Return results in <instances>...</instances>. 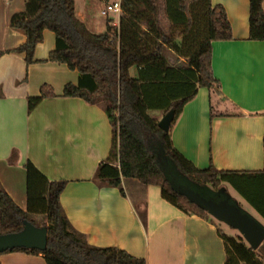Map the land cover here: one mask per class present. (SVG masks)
I'll list each match as a JSON object with an SVG mask.
<instances>
[{
    "label": "crops",
    "instance_id": "crops-1",
    "mask_svg": "<svg viewBox=\"0 0 264 264\" xmlns=\"http://www.w3.org/2000/svg\"><path fill=\"white\" fill-rule=\"evenodd\" d=\"M211 2L224 7L232 39L212 42L211 66L218 83L214 90L198 88L183 106L169 129L172 144L197 168L212 164L219 170H261L264 41L248 39L249 0ZM101 6L100 0H74V15L101 33L106 25ZM24 8L25 0H0V50L5 51L0 56V187L26 209L24 163L30 160L49 180L67 181L60 195L62 210L89 244L123 249L146 264H223L224 244L214 221L181 211L161 196L158 185L123 178L121 193L94 180L101 161L119 163L117 132L102 104L62 95L64 85L76 83L79 74L47 60L55 47L52 31H44L35 62L27 64L22 53L12 51L26 37L9 20ZM111 19L118 26L119 17ZM159 19L164 28L165 16ZM44 83L55 96L43 98L29 111L27 98L39 95ZM35 217L43 225L44 219ZM0 263L45 260L41 254L3 251Z\"/></svg>",
    "mask_w": 264,
    "mask_h": 264
},
{
    "label": "trees",
    "instance_id": "trees-1",
    "mask_svg": "<svg viewBox=\"0 0 264 264\" xmlns=\"http://www.w3.org/2000/svg\"><path fill=\"white\" fill-rule=\"evenodd\" d=\"M263 1L249 0V40L264 41ZM120 4L118 26L105 17L101 33L75 17L74 0H25L24 10L9 20L10 27L26 37L12 51L22 53L27 64L33 63L44 31H52L55 47L47 60L65 64L79 74L76 83L64 85L62 95L104 106L117 132L119 163L101 161L94 180L102 186L118 187L121 193L123 178L158 185L161 196L181 211L212 220L170 180L165 164L169 160L198 184L214 188L229 184L264 219V167L256 171L219 170L212 164L197 168L173 146L170 130H161L158 116L151 113L163 115L173 109L171 127L198 88L215 89L218 81L211 66L212 42L232 39L224 7L211 0H120ZM161 10L167 29L160 24ZM4 52L0 50V56ZM52 96L51 85L42 84L39 95L27 98L28 110ZM24 168L27 208H20L0 187V234L21 230L23 220L40 225L33 217L41 215L47 226V246L43 251L24 247L6 251L41 254L45 264H146L144 258L123 249L89 244L62 210L60 195L67 181L49 180L30 160ZM218 234L225 249L223 264H264V240L252 249L242 237L225 235L219 228Z\"/></svg>",
    "mask_w": 264,
    "mask_h": 264
},
{
    "label": "water",
    "instance_id": "water-1",
    "mask_svg": "<svg viewBox=\"0 0 264 264\" xmlns=\"http://www.w3.org/2000/svg\"><path fill=\"white\" fill-rule=\"evenodd\" d=\"M264 10V1L262 3ZM174 119V110H168L158 120V127L168 132ZM181 192L199 207L207 211L215 219L237 229L252 249H257L264 240V225L248 213L242 211L235 202L223 199L220 201L206 198L192 188H181ZM47 246V226L35 225L31 221L23 220V227L16 232L0 234V252L24 247L45 250Z\"/></svg>",
    "mask_w": 264,
    "mask_h": 264
},
{
    "label": "rangeland",
    "instance_id": "rangeland-1",
    "mask_svg": "<svg viewBox=\"0 0 264 264\" xmlns=\"http://www.w3.org/2000/svg\"><path fill=\"white\" fill-rule=\"evenodd\" d=\"M161 16L164 15L163 11L160 12ZM168 27V21L166 19V26L164 27L167 29ZM170 57H172V54H169ZM131 75H135L136 71L134 69H131ZM157 111H151V113L155 114ZM168 162L165 163L167 168V175L169 176L170 180L178 187V188H192L196 192H198L200 195L206 198H212L213 200L220 201L223 199H227L229 201L234 202L233 198L238 202L236 203L237 206L244 212L248 213L250 216L255 218L257 221H259L262 225H264V219L256 212V210L251 207L245 200H243L233 189L232 187L227 183H222L220 187L214 188L210 185H202L198 184L192 180H190L187 176L182 174L172 162L167 160ZM210 215V214H209ZM43 218L41 215H36ZM212 220L215 222V224L219 227V229L225 234L229 236H235V237H242L240 232L237 229H234L230 226H228L226 223L219 221L212 217ZM35 222L37 224H41L42 220H40L37 217H33ZM243 238V237H242ZM244 239V238H243ZM245 241V239H244ZM246 242V241H245Z\"/></svg>",
    "mask_w": 264,
    "mask_h": 264
},
{
    "label": "built area",
    "instance_id": "built-area-1",
    "mask_svg": "<svg viewBox=\"0 0 264 264\" xmlns=\"http://www.w3.org/2000/svg\"><path fill=\"white\" fill-rule=\"evenodd\" d=\"M100 1L102 2V6L100 8L101 16L106 18H115V17L117 18L120 16L122 12L120 0H100ZM112 25H115V23L113 22Z\"/></svg>",
    "mask_w": 264,
    "mask_h": 264
}]
</instances>
